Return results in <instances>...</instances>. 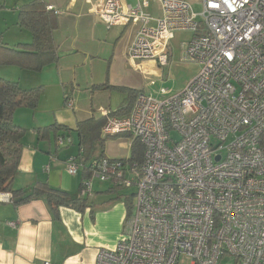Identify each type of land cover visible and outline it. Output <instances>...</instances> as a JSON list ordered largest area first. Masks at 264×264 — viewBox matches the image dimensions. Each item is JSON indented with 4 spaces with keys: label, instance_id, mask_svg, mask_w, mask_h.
<instances>
[{
    "label": "built area",
    "instance_id": "2783aa9c",
    "mask_svg": "<svg viewBox=\"0 0 264 264\" xmlns=\"http://www.w3.org/2000/svg\"><path fill=\"white\" fill-rule=\"evenodd\" d=\"M158 1L154 27L142 9L148 0H102L97 8L107 27L140 23L127 49L132 63L168 65L174 32L190 30L180 59L200 68L171 95L138 92L127 114L101 110V137L126 134L143 153L138 163L96 157L82 181L85 198L93 179L136 187L119 239L98 249L95 264H220L227 256L264 264V0ZM80 166L67 160L71 175Z\"/></svg>",
    "mask_w": 264,
    "mask_h": 264
},
{
    "label": "crops",
    "instance_id": "0c3cea01",
    "mask_svg": "<svg viewBox=\"0 0 264 264\" xmlns=\"http://www.w3.org/2000/svg\"><path fill=\"white\" fill-rule=\"evenodd\" d=\"M30 1L0 0L1 44L11 47L31 42L30 31L18 24L20 7ZM101 1L42 0L56 11L57 26L52 32L56 60L36 70L0 65V78L16 81L24 89L40 87L36 106L18 107L12 115L14 124L23 129L13 189L43 181L76 196L83 167L71 175L67 160L81 151L77 123L91 117L104 118L102 109L116 113L123 108L118 113L127 114L134 95L147 93L145 73L161 71L154 60L135 64L128 59L127 49L140 23L107 27L97 14ZM121 3L136 5L137 0ZM142 9L152 17L148 25L154 27L162 15L159 1L148 0ZM67 98L72 100L71 107L66 105ZM51 125L61 128L55 130ZM56 134L69 137L71 142L59 146ZM128 137L127 146L131 147L133 138ZM111 138L105 142L104 151ZM104 155L120 158L106 152ZM104 196L93 195L92 189L88 197L91 204L85 210L60 206L54 217L44 199L15 205L10 193H0V264H95L100 247L116 244L126 213L123 200Z\"/></svg>",
    "mask_w": 264,
    "mask_h": 264
},
{
    "label": "trees",
    "instance_id": "16d2710c",
    "mask_svg": "<svg viewBox=\"0 0 264 264\" xmlns=\"http://www.w3.org/2000/svg\"><path fill=\"white\" fill-rule=\"evenodd\" d=\"M18 24L30 31L32 40L29 43H18L11 47L0 43V65H15L36 70L48 62L56 60L57 50L52 36L53 30L57 26L56 15L53 11L46 9L42 0H32L21 6L18 11ZM39 92L40 87L24 89L16 81L0 78V193H10L15 205L35 199H44L54 217L58 216L60 206L83 211L91 204L88 198L80 196L82 181L91 175V167L88 163L91 159L104 156V144L108 139L101 137V128L105 120L103 117H91L77 123L75 132L81 151L75 158L83 169L76 196H71L43 181H37L29 187L12 188L22 151L21 137L23 133V129L14 124L12 115L18 107H35ZM121 111L123 108L119 109L116 114ZM51 128L56 130L61 127L51 125ZM62 129L67 130L64 127ZM62 135L57 136L56 134V139ZM142 153V145L137 139H134L128 159L135 158L140 161ZM124 205L127 214H129L131 212L129 201H124Z\"/></svg>",
    "mask_w": 264,
    "mask_h": 264
},
{
    "label": "rangeland",
    "instance_id": "374dc122",
    "mask_svg": "<svg viewBox=\"0 0 264 264\" xmlns=\"http://www.w3.org/2000/svg\"><path fill=\"white\" fill-rule=\"evenodd\" d=\"M194 12H200L202 10V5L198 2L193 3ZM194 32L190 30H179L174 32V37L169 43L170 48V58L171 63L169 65L160 66V73L150 72L145 73L146 87L144 90L153 96H160L158 94L160 88H164L168 90L167 95H171L180 91L185 84L198 72L200 66L196 63L191 62H180V45L182 42L188 41ZM181 57V56H180ZM169 58V60H170ZM152 81V83H151ZM110 140V143L107 146V149L104 151L107 155H113L120 157L122 159H128L131 155V147H128L129 137L126 135H117ZM105 147V146H104ZM136 163L139 162L137 159H132ZM131 160V161H132ZM133 173L131 176H134ZM92 189L93 195L98 197H104L113 199H118V197L126 201L128 200L130 203V208H132L133 204V194L135 193V185L133 184L131 187H112L111 183L108 181L101 182L97 179H93L92 181ZM107 190V191H105ZM107 193H105V192ZM107 196V197H106ZM220 264H237V261L232 257H224Z\"/></svg>",
    "mask_w": 264,
    "mask_h": 264
}]
</instances>
